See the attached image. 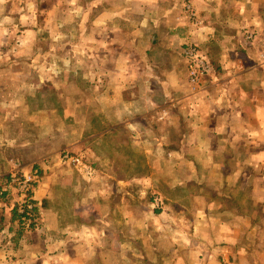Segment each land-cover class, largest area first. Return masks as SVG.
Wrapping results in <instances>:
<instances>
[{"label":"rangeland","instance_id":"1","mask_svg":"<svg viewBox=\"0 0 264 264\" xmlns=\"http://www.w3.org/2000/svg\"><path fill=\"white\" fill-rule=\"evenodd\" d=\"M156 1L0 0V200L20 216L12 242L0 237V264L31 259L32 250L8 249L14 238L43 240L48 257L77 264H264V90L235 91L256 98L240 105L250 111L244 123H206L229 130L228 138L226 131L213 139L187 135L205 124L193 116L212 114L214 87L241 82L221 72L214 43H199L208 34L205 17L233 19V0ZM158 18L168 28L158 30ZM236 22L214 34L252 42L255 34ZM178 25L176 86L171 75L153 73L163 52L151 44ZM200 57L209 65L203 74ZM158 76L170 92L157 87ZM263 78L256 72L244 81ZM191 99L204 103L193 111ZM42 188L50 211L72 210L76 218H46L36 198ZM248 215L254 229L239 218Z\"/></svg>","mask_w":264,"mask_h":264},{"label":"crops","instance_id":"2","mask_svg":"<svg viewBox=\"0 0 264 264\" xmlns=\"http://www.w3.org/2000/svg\"><path fill=\"white\" fill-rule=\"evenodd\" d=\"M215 1L218 2V0H215ZM156 2L159 3L158 0ZM241 2L239 0H233V3H231V7L233 10V19L232 18L225 19V17H223L222 21L220 22L217 20H213L210 17H205L203 26L206 27V33L208 34L207 36H205V38L202 39L203 41L199 40L200 41L199 43L201 44L209 45V43L211 44L214 43L217 47V55H220L221 57L219 58L220 61H218L220 65H217L219 67L221 66V72L224 71L228 75L230 74L237 75L238 80L241 82H236L235 81L236 78L232 77L230 81L228 80V85L226 83L223 84L221 82L219 86L214 87V90H216V95L207 99V102L210 103V107L213 110L212 114L211 115H209L210 113L203 114L201 112L198 114L196 113L197 115L193 116V119H196V120L198 119L199 122L203 121L205 124L195 128L193 131L189 130V133H187V135L189 134L190 136H193V137H204V138L213 139L215 137H220L219 134L226 131L227 133L226 135H223V138L225 137L228 138L229 133H230L229 130L227 129L210 130L211 129L210 126H207L209 127L208 129L206 127V123L209 120H212L215 122L216 121L220 122L221 120H223L222 122H224L225 124L226 122H230V124L234 122L244 123L245 120H249L248 116L250 114V111L243 110V108L241 110L240 105L243 106L244 104H249L250 102L254 104L256 98H254L253 96H250V94L249 96H246L245 98L243 96H242L243 98H241L235 91L240 90L239 94L243 95L244 93H241V91L249 87L254 88V90H258V89H260V91L264 90V80L261 81V83H257V84L255 83L252 84L249 81H244L246 76L249 77V79L253 78V75H255L256 72H261L262 74H264V0H243ZM174 4L175 3L173 2L170 4L167 3V9H170V7L174 6ZM164 10H165V7H164ZM215 14L217 15V11ZM169 15L172 16V14H169ZM215 19H217L216 16H215ZM235 19H237V22ZM161 20H162L161 18H158L157 20L158 24L156 23L158 30L166 26L168 28V26L170 25V21H169V25H166L165 23V25L162 26V24H164V21L163 20L161 21ZM235 22L239 23L238 27L242 26V28H247V31L253 32L255 34V38L252 42L245 41L243 37L241 39L239 36H236L235 33H227L225 35L218 34V36L214 34L215 28H217V31H220L221 28H223L225 24L228 25L229 23H231L235 26ZM175 23L178 24V21L176 22V17H175L173 24ZM179 27L180 25H178L175 30L173 29L167 30L168 35H165V38L162 41L159 38L154 39L151 44L152 47H156V49L159 48L163 52V56L159 57L158 62L156 61L152 62L153 63L152 70L154 71L153 73L155 75H159V73L167 74V79H169L168 75H171V80L176 79V86L178 85L177 80L182 83V80H181L182 74L178 72L182 70L181 69L182 59L178 51V48L180 47V42H181L179 40H181V38L179 37V35L176 34V31L179 30ZM197 38L198 37H194L192 39L196 40ZM159 41L161 42V44L159 43ZM169 42H171V45H172L171 47H169V44H168ZM229 45H232L233 48L235 45L234 50L232 49L235 53L230 52L229 53V57L231 56L230 58L226 57L228 50L232 47ZM132 57H133L134 63H137L138 61H140V58L133 56V55ZM160 66H164V68H161ZM157 82L159 83V84L156 83L157 87H159L164 92L166 91L170 92L171 87L167 82L164 81L163 77L158 76ZM130 89L138 91L139 86L135 84V85H132ZM125 100L127 101L129 100L130 103L131 101H134L131 99H125ZM138 101H141V102H138L140 103V107L143 110H146L145 107L147 105L145 104L144 100L139 99ZM202 103H204L202 100L198 101L196 99H191V101L188 102V104L192 107L193 111L198 110L199 106L202 105ZM177 106H181V103H179V105ZM217 112L224 113V118H219ZM212 121H209V123ZM243 125L244 124H242V126ZM233 135L234 134L232 133L231 136ZM215 146L220 147L218 144ZM5 166L6 165H2V167H5ZM47 192H48L47 189L44 190L42 188L37 192V195H36V198L38 199V203L43 205V211H44L46 218L49 217L50 215H56L59 218H64V217L72 218L74 216L76 218V213L72 210H70L71 212L67 211L65 213L64 212L61 213L60 208L50 211L48 207L52 206L53 204L51 203L52 199L51 201H49L51 197L47 195ZM256 202H261V200L256 201ZM14 211L15 209L12 207V203H10L9 200H0V237L1 239L3 236L8 237L10 238L9 240L11 242H12L11 234L13 235V231L15 230L14 229L15 228ZM239 218L243 220L244 219L249 220L252 225L251 228L254 229L253 223H255V220L252 219L251 216L249 215L240 216ZM253 220L254 222L252 223ZM91 224L93 225V222H90L89 224H86V225L90 227ZM63 226L64 227H62V229L64 230V232L62 233H65L66 225H63ZM77 226H75V229L77 230H80L82 227V226L80 227H77ZM44 229L46 230L49 229L47 226V221L44 224ZM67 231L68 232L71 231V227H68ZM31 234L29 233V235ZM29 235L27 234L25 237H27L28 239ZM13 240H14L13 242L14 244L10 242L11 246H8V249L15 250V249L23 248L27 250H32L31 254H29L31 256V259L30 258H17L11 262H10V259H8V260H4L5 264H77V262L75 261V258H71V257L68 258V256H64L61 258H54V259L52 257H48L46 255V251H49V249L47 248L48 244L46 242L43 243V240H40L37 238L34 239V241H29V240L22 241L21 238H14ZM3 241L4 240H2L1 242L5 243ZM231 244L232 245H230V248L232 247L234 249L235 247L236 248L240 247L239 244L237 246L234 243H231ZM1 245L2 244L0 243V248H4ZM256 251L257 252L261 251L260 247H258ZM26 253H28V251ZM227 261L229 262V264H233L232 262H230V258ZM228 262H225V263L227 264Z\"/></svg>","mask_w":264,"mask_h":264},{"label":"built area","instance_id":"3","mask_svg":"<svg viewBox=\"0 0 264 264\" xmlns=\"http://www.w3.org/2000/svg\"><path fill=\"white\" fill-rule=\"evenodd\" d=\"M195 53H191V55L193 56H196V51L194 50ZM195 54V55H194ZM198 65L196 64V67ZM199 71L201 74L203 73H206L208 72V68H209V65L207 63V60L206 59H203L202 57H200L199 59ZM190 80L192 82H196L198 80V77H197V70L195 72H192L191 75H190ZM66 159L69 160L68 156H65ZM73 162H78L79 159H71ZM7 180H9L10 182H14L16 183L18 178L15 176V175H7ZM32 181V178L31 177H28V178H25V179H22V181L20 182V185L22 184V189H28L30 186V183ZM6 194V191H3L0 187V195L3 196Z\"/></svg>","mask_w":264,"mask_h":264},{"label":"trees","instance_id":"4","mask_svg":"<svg viewBox=\"0 0 264 264\" xmlns=\"http://www.w3.org/2000/svg\"><path fill=\"white\" fill-rule=\"evenodd\" d=\"M14 216H15V218L20 217L19 215H17L16 210L14 211Z\"/></svg>","mask_w":264,"mask_h":264}]
</instances>
